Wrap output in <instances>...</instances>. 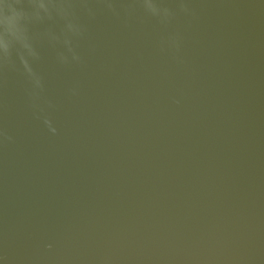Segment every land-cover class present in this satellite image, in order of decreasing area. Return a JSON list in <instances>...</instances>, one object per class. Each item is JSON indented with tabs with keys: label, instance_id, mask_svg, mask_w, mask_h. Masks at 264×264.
<instances>
[{
	"label": "water",
	"instance_id": "1",
	"mask_svg": "<svg viewBox=\"0 0 264 264\" xmlns=\"http://www.w3.org/2000/svg\"><path fill=\"white\" fill-rule=\"evenodd\" d=\"M0 264H264V0H0Z\"/></svg>",
	"mask_w": 264,
	"mask_h": 264
}]
</instances>
